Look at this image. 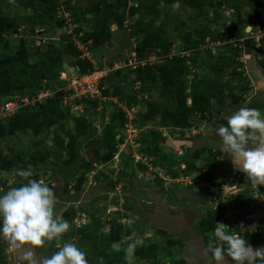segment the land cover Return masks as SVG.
I'll list each match as a JSON object with an SVG mask.
<instances>
[{
    "label": "rangeland",
    "instance_id": "obj_1",
    "mask_svg": "<svg viewBox=\"0 0 264 264\" xmlns=\"http://www.w3.org/2000/svg\"><path fill=\"white\" fill-rule=\"evenodd\" d=\"M93 1L72 0L69 3L70 1L61 0L62 7L60 9L64 11L59 10L58 12H61V15L57 12L56 17L59 20H64L65 27L62 29L55 28L56 35H49L53 33V30H46V34L44 33L45 35H43L42 41L38 45L41 42L42 44H48L49 41H52L60 46L62 37L65 35L72 37L76 45L85 52L87 47L81 42L82 35L77 36L75 30L82 27L83 35L93 33V24L85 21V19L91 21L94 18L93 15L90 13L83 15L85 9ZM127 1L128 6L120 11L125 14L124 27L121 29L115 22L110 21L111 40L105 45L86 52L88 53L87 56H91L95 66L93 72H100L107 67L112 69L117 63L128 65L130 62L133 64L125 67V70L128 72L137 70L142 60L138 57L133 60L132 53L137 52L143 38L147 36L144 30L149 26V31H151L149 33H154L163 24L164 32L161 38L168 41L169 47L166 50L161 48L149 50L147 52L148 57L143 59L145 65L158 67L168 63L176 56H185V61L190 68L187 80L189 84H192L196 79L195 75L204 73V70L194 68L189 61L190 56L199 53L201 60L208 63V65L224 64L227 61L226 58L233 56V51L238 48L237 63L227 69L225 75L223 73V82L228 81L231 85L233 82H237L239 77L233 76L232 73L234 68H237L238 72L242 73V82L239 86L250 85V90L246 92L243 90L244 100H251V95L260 94L261 96V94H264V66L260 63V60L264 58V26L260 30H257L256 27L255 30H252V27L249 30V25L246 26L244 22L235 17V11L223 7L220 9L222 18L213 25V31L224 32L227 28H232L238 24L241 27L245 26L248 35L241 38H232L228 43L213 42L208 38L204 44L200 45L198 52H186L178 35L181 32H194L203 23L202 19H192L191 10L185 9L177 3L171 7H166L162 17L158 18L152 26L149 23L153 20L154 13L144 7L139 14L131 16L130 8L132 6L137 7L139 1ZM109 2L115 3L116 1L110 0ZM1 5L3 12L9 16L24 18L30 15L29 10L19 8L10 0H2ZM74 5L77 7L75 10L72 7ZM69 7L71 8L69 9ZM204 10H209V6L206 5ZM211 12L213 15V11ZM246 16L248 19L254 20L253 12L248 11ZM238 17L240 18L241 15ZM43 31H38V34L42 35ZM133 31H142V33L135 37L132 35ZM17 33L18 31L15 32V34ZM249 39H252L255 43L253 49L255 52L250 53L247 51L244 42ZM229 44H232V51L228 49ZM206 70L208 72V69ZM124 88L125 91L135 95L137 103L133 107L135 114L131 113L128 116L126 113L128 119L126 126L120 128L121 121L118 119L115 123L117 130L121 133L118 138L122 136V139L118 146V152L112 161L104 165L94 163L96 165L94 169L85 176L83 169H80L85 160L94 159L96 149L101 145V138L105 131L111 126L113 116L121 108L123 111L126 106L125 103H120L118 99L104 97L101 93L100 97L97 98L100 103L98 111L90 115V118L94 121L96 131L91 138L84 137L83 141L79 143L78 162L66 166V155L59 158L53 156L47 159L45 163H41L39 169H37L39 170L37 171L39 180H44L50 187L54 188L60 201V207L63 210L78 209V213H81L78 224H83L84 230L92 224L87 213L90 214L94 209H97L99 214L102 215V231L110 232L115 220L123 225L122 238L114 244L113 250L110 252L112 258L108 261V264L115 262L114 253H124L125 255L120 260L128 264H155L153 259L138 260L134 253L135 248L151 243L160 244L166 246V248L174 247L171 248V252L174 253L175 257L171 258L163 250L160 252L157 264H176V261H183L185 264H204L202 251L207 244L200 232L199 222L210 211L218 209L225 212V216L220 223L225 224L224 230L226 232L236 234L237 229L242 232L248 231L254 237L253 243H250L254 248L264 246V191L260 186L257 189L250 187L251 181L244 174L230 168L226 170L228 166L223 162L227 155L220 147L219 138H215V130L227 122V117L231 115L232 111L238 109L236 104L228 97L224 108L214 105L212 113L206 114L204 117L202 115L191 117L190 128L185 130L166 129L161 125L159 119L140 123L142 115L148 111L147 103L157 102L162 104L163 79L159 78L151 90H143L144 87L140 83L129 84ZM44 91L48 92L45 89ZM240 92V90H237V93ZM188 102L191 103L192 100L189 99ZM176 104L175 101L174 106ZM69 105L68 102L67 106L71 107V112L75 116L84 113L83 109L76 106L75 102ZM0 115L2 114L0 113ZM1 119L0 116V121ZM68 127L73 130L74 123L70 122ZM149 130H158L163 133L164 137L167 133L168 138L172 141L184 143V146L174 145L172 142H169V144L168 142L167 144L166 142L161 143L163 153L173 157V166L175 172L179 173L178 177H172L167 173V168H164V166L156 165V158L143 154V148L139 140L141 135ZM40 138L34 136L31 132L27 134L20 133L3 141L2 147L6 153L9 148L21 153V156H24L25 160L28 161L27 159L33 152V142ZM52 138V136L49 137L47 144L57 150L53 145ZM213 138H215V143ZM189 143H192V146H188ZM198 150L203 151V158L196 162L193 155ZM209 159H211L210 162H208ZM186 162L195 163L194 165L199 170L188 173ZM100 167L103 168L100 169ZM101 173L108 176L107 180L100 175ZM98 176L100 177L97 178ZM82 178L83 183L80 185ZM234 178L239 179L234 181ZM5 181L8 182V185L18 183L17 173H0V195L6 193V188L2 184ZM110 181L117 185L116 189L107 188ZM234 201H245L249 205L239 209L234 206ZM158 229L166 230L169 233L168 236L156 235ZM70 231L69 233L74 232V234L68 235L66 233L59 242L54 241L53 243L61 246L66 242H74L86 253L87 259L90 256L87 249L89 246L85 247L81 244L77 226L74 224V229L71 228ZM66 237H70V240ZM133 242L136 247L130 249L129 245ZM174 242L179 243L175 245ZM0 243L6 251L8 264H18L15 253L5 242L0 241ZM173 259L176 261H173ZM103 260L104 258L101 259L100 264H104ZM228 264H235V262L228 258Z\"/></svg>",
    "mask_w": 264,
    "mask_h": 264
},
{
    "label": "trees",
    "instance_id": "obj_2",
    "mask_svg": "<svg viewBox=\"0 0 264 264\" xmlns=\"http://www.w3.org/2000/svg\"><path fill=\"white\" fill-rule=\"evenodd\" d=\"M0 0V108L14 98L33 99L42 91L47 90L53 92L48 98L41 103H36L35 106L28 105L21 108L15 115L1 119L0 121V173H17L15 170H27L31 165L34 170L33 179L39 180L37 169L41 163L53 156L59 158L66 155V166L74 165L79 159V143L84 137L91 138L96 131L94 121L90 115L98 111L100 103L98 100L77 99L76 102L82 106L84 111L80 116H75L71 112V108L65 106L64 98L59 97L60 92L64 91L66 82L61 80V73L64 69V59L73 58L71 66L79 68L80 75H87L95 70L93 62L88 59H82V52L77 47L75 41L70 36H63L61 45L49 41L48 44L38 45L42 41L46 30H53L49 35H56V29L65 27L64 20H59L56 13L62 7L61 0H10V2L30 11V15L26 17L9 16L3 12ZM72 2V0H67ZM110 0H94L85 9L83 15L90 13L93 19L86 22L93 24V33L83 35V28L79 27L75 30L77 36H81L83 42L89 50L105 45L111 40L109 32L110 21L115 22L119 28L124 27L125 14L120 12L121 9L128 6V1L115 0L116 2H109ZM137 7L130 8V15L139 14L144 7L146 10L154 13L153 20L149 23L154 25L155 21L162 17L166 7H171L175 4H180L185 9H190L192 12V19H202L203 23L194 32H181L178 36L183 43V49L187 52H198L200 45L204 44L206 39L213 42H229L232 38L246 37L245 26H233L227 28L224 32L213 31V25L222 18L220 9L223 7L229 8L236 12L235 17L252 26V30H260L264 26V0H138ZM147 3V4H146ZM209 6V10H204L205 6ZM74 10L76 5L72 6ZM71 7H69L70 9ZM248 9V10H247ZM73 11V9H72ZM213 11V15L212 12ZM248 11L253 12V18L248 19L246 14ZM241 15L239 18L238 16ZM44 30L42 35L38 31ZM18 31L17 34L15 32ZM55 31V32H54ZM147 36L143 38V42L137 50L138 58L143 60L148 57V51L153 48H161L166 50L169 43L166 39L161 38L164 32L163 24L160 25L157 32L149 33V26L146 28ZM153 32V31H152ZM45 33V34H44ZM133 36H138L142 31L132 32ZM21 34V35H19ZM46 37V36H45ZM50 38V37H49ZM44 39V38H43ZM51 39V38H50ZM52 40V39H51ZM89 42H91L89 44ZM93 43V44H92ZM245 45L247 51L255 52L254 41L252 39L246 40ZM228 49L232 51V44H229ZM234 49V48H233ZM253 50V51H252ZM238 48L233 51L234 55L226 58L227 61L223 64H209L201 60L199 53L190 56L189 61L196 69H203L204 73L196 74L195 80L192 84L188 83V75L190 68L185 61V56L175 57L168 63L153 67L144 66L138 67L137 70L128 72L125 69L115 71L108 75L101 82L102 94L104 97H113L119 100L120 103H125L129 108H133L137 103L134 94L125 91L124 87L140 83L144 89H152L159 78L163 79V92L161 103H147L148 111L142 115L140 123H145L150 120L159 119L161 125L166 129H181L185 130L191 127V117L212 113L214 105L219 108H224L228 97L236 104V107H241L244 102L243 90L246 92L250 90V85L246 84L242 87L241 76L237 68L233 70V76L239 77L235 85L230 82H223L222 76L227 69L237 63ZM210 53V52H209ZM264 66V58L260 60ZM208 65V66H207ZM208 69V72H206ZM134 75V76H133ZM107 86V87H106ZM237 90L241 91L237 93ZM190 91V92H188ZM243 93V94H242ZM67 95V94H66ZM192 99L191 105L188 104V99ZM176 105L174 106V102ZM258 107V105L256 106ZM119 110V109H118ZM233 112V111H232ZM231 112V113H232ZM126 113L119 110L113 116L111 126L105 131L101 138V145L96 149L94 159L85 160L81 164L80 169H83L84 176L89 174L94 169V163L104 165L112 161L115 154L118 152V146L121 138H118L121 133L117 130L116 121L120 120V128L126 126L128 119ZM74 123V129H70L69 123ZM227 125L225 122L224 126ZM31 132L36 137H41L39 140L33 142V152L31 156L25 160L21 153L15 152L9 148L6 151L2 147V142L9 138L15 137L18 134H27ZM53 133V134H52ZM52 136L53 145L57 148L54 150L48 146L49 137ZM165 143L163 133L158 130H149L141 135L139 143L143 148V154L157 159L156 165L167 168V173L172 177H178L179 173L175 172L173 166V157L163 153L161 145ZM162 143V144H161ZM203 156V151L198 150L194 153L193 159L197 162ZM214 160V159H213ZM211 159L208 160L210 162ZM213 162V161H212ZM170 164V165H169ZM187 172L193 173L199 170L195 163L186 162ZM230 166L232 167L231 160ZM36 171V172H35ZM105 180L108 176L101 173ZM98 176L97 178H99ZM19 182L8 185V182H3V187L6 192L12 187H19L26 181L18 176ZM32 178V177H31ZM239 178H234L238 181ZM83 183V178L80 185ZM117 185L110 181L107 188L113 190ZM235 202V201H234ZM249 204L245 201H236L234 206L239 209L247 207ZM96 210V211H95ZM87 213V212H86ZM78 212L71 209H66L63 213V218L70 222L71 228L74 229V221ZM88 214V213H87ZM89 215V214H88ZM98 215V216H97ZM225 216L222 209L210 211L200 222L199 229L203 236L204 242L207 244L209 240H214V229L217 223H220ZM102 215L97 209L92 210L91 222L87 228L79 229V234L82 235L80 242L82 245L89 246L87 249L90 256L87 258L88 264H100L101 259L104 258V264L112 258L110 252L113 250L114 244L122 238L123 225L116 220L113 222L112 230L108 233L103 232ZM73 224V225H72ZM238 231V232H237ZM236 234L249 241H253L252 234L242 232L237 229ZM70 230L68 235H73ZM67 238V237H66ZM179 242H174L178 244ZM134 244V242H133ZM173 244V245H174ZM172 247L166 248L160 244H144L135 248V257L138 260H154L155 264L158 262L160 252L165 250L171 258L175 257L171 252ZM124 253H114L115 262L113 264H128L122 262ZM173 261H176L173 259ZM0 264H8V257L6 251L2 248L0 243ZM176 264H185L183 261H176Z\"/></svg>",
    "mask_w": 264,
    "mask_h": 264
},
{
    "label": "clouds",
    "instance_id": "obj_3",
    "mask_svg": "<svg viewBox=\"0 0 264 264\" xmlns=\"http://www.w3.org/2000/svg\"><path fill=\"white\" fill-rule=\"evenodd\" d=\"M79 50L82 59L92 60L91 56H84V52ZM114 67V72L125 69L121 67L115 70ZM70 76L75 77L72 72L65 71L60 77L66 82L62 91L65 94L64 104L67 106L68 102L70 105L75 102L79 106L76 102L78 98L65 103L72 95L68 90ZM78 76L84 75L78 73ZM216 137L225 155L238 171L246 175L252 186L264 185V113L257 108L241 106L227 117L226 126L221 125L215 130ZM15 171L26 183L0 195V241H4L15 254H22L19 255L18 264H88L86 253L74 242L63 243L51 255L38 254V250L46 248L51 242H59L71 229V224L63 218V209L54 188L44 180L31 178L34 174L31 165L27 170ZM224 226L217 223L215 239L209 240L204 247V264H228V258L235 264H264V246L254 248L239 234L226 232ZM135 247L136 244L129 245L130 249Z\"/></svg>",
    "mask_w": 264,
    "mask_h": 264
},
{
    "label": "built area",
    "instance_id": "obj_4",
    "mask_svg": "<svg viewBox=\"0 0 264 264\" xmlns=\"http://www.w3.org/2000/svg\"><path fill=\"white\" fill-rule=\"evenodd\" d=\"M60 11H64L59 9ZM59 15H61V12H58ZM88 50V48H87ZM87 50L84 52V56H87L88 53ZM133 60L137 59L136 54H133ZM144 61L140 62L141 65H145L143 63ZM136 64V61L134 62ZM133 63L130 62V64H116L114 69H119L121 67H128L129 65L131 66ZM109 71H100V72H94L89 75H84V76H78V77H69V87L68 90L72 92V95L69 99H66L65 103H67L69 100H73L75 98L78 99H97L100 97L102 93V88H101V81L108 76ZM66 77V74H64ZM51 95L50 92H41L38 96H35L33 99H21V98H14L11 102L6 103L0 108V115L3 118L11 117L15 115L19 109L26 107L28 105H36V103H41L44 99L49 97ZM105 99V98H104ZM2 111V112H1ZM123 111L127 113L128 116H130L131 113L133 112V108H129L128 106H125L123 108ZM135 114V113H134ZM119 160V159H118Z\"/></svg>",
    "mask_w": 264,
    "mask_h": 264
},
{
    "label": "flooded vegetation",
    "instance_id": "obj_5",
    "mask_svg": "<svg viewBox=\"0 0 264 264\" xmlns=\"http://www.w3.org/2000/svg\"><path fill=\"white\" fill-rule=\"evenodd\" d=\"M245 105L248 106V107H250V108L260 109L261 112L264 113V94H261V96H260V94H256V96H253L252 95L251 96V100H248V101L244 100L242 106H245ZM257 105H258V107H256ZM223 163H225L228 166L226 170H228V168L232 169V167L230 166V158L228 156H226V158H225V160H224ZM102 168L103 167H100V169H102ZM244 176H246V175H244ZM250 185H251L250 187H253L252 184H250ZM260 187L262 188L261 185H260ZM253 188L254 189H257L258 187H253ZM262 190L264 191L263 188H262ZM65 210L66 209H64V211ZM75 210L78 212V209L77 208ZM64 211H63V213H64ZM91 215H92V212L89 215L87 214L88 218L90 219L89 221H91ZM116 215H118V214H116ZM79 217H81V213H78L77 214V217H76V219L74 221V224L77 226L78 230L83 228V224L82 225L81 224H78L79 223L78 222L79 221ZM81 237H82V235H79V238H81ZM67 239L70 240V237H67ZM2 242H4V241H2ZM53 242H51L50 244H48L46 248L38 250V254L42 253V254H45V255H51L53 251H58L59 248H60V246L59 245H55V243H53ZM249 243H253V242L252 241H249ZM19 255H22V254H15V257H16L17 260L19 258Z\"/></svg>",
    "mask_w": 264,
    "mask_h": 264
},
{
    "label": "water",
    "instance_id": "obj_6",
    "mask_svg": "<svg viewBox=\"0 0 264 264\" xmlns=\"http://www.w3.org/2000/svg\"><path fill=\"white\" fill-rule=\"evenodd\" d=\"M249 30H251V28H250ZM72 60H73V58H66V59H64V69H65L68 73H71V72H72L73 75H74L75 77H77V76H78V73L76 72L75 68H71V67H70V64H71ZM64 95H65L64 92H60L59 97H63ZM170 141H171L174 145L184 146V143H182V142H173L171 139H170ZM188 146H192V143H189ZM231 164H232V169H233V170H235L236 172H240V173H242L241 171H238V170L235 168V166L233 165L232 162H231ZM242 174H243V173H242ZM261 186H262V188L264 189V185H261ZM63 211H64V210H63ZM156 235H159V236H161V237H166V236H168V232H167L166 230H164V229H158V230H156Z\"/></svg>",
    "mask_w": 264,
    "mask_h": 264
},
{
    "label": "crops",
    "instance_id": "obj_7",
    "mask_svg": "<svg viewBox=\"0 0 264 264\" xmlns=\"http://www.w3.org/2000/svg\"><path fill=\"white\" fill-rule=\"evenodd\" d=\"M132 54H136L137 55V52H134V53H132ZM137 57H138V55H137ZM92 61V60H91ZM142 61H145V60H142ZM99 65L101 64V63H98ZM71 65V64H70ZM102 65V64H101ZM146 65H148V66H150L149 64H146ZM146 65H144V66H146ZM144 66H141V67H144ZM75 68V67H74ZM75 70H76V72L77 73H79V68H75ZM102 71H109V73H108V75L109 74H111V73H113L114 72V70L113 69H111L110 67H107V68H104V70H102ZM65 72V71H64ZM67 72V71H66ZM68 73V72H67ZM63 78H65V76L63 75ZM107 78V77H106ZM104 80V79H103ZM102 80V81H103ZM101 81V82H102ZM189 99H191V98H189ZM188 99V100H189ZM88 100H97V99H88ZM192 100V99H191ZM192 103V102H191ZM191 103L190 102H188V104L189 105H191ZM127 106V105H126ZM81 109H82V106H79ZM121 110H122V108H121ZM125 112V111H124ZM126 113V112H125ZM178 130H181V129H178ZM166 137V138H165ZM165 142H166V144H167V142H168V144H169V142H171L170 141V139L168 138V135H167V133H165ZM173 142H175V141H173ZM256 212V211H255ZM257 213V212H256ZM255 214V213H254ZM264 215V214H263ZM258 217V216H257Z\"/></svg>",
    "mask_w": 264,
    "mask_h": 264
}]
</instances>
